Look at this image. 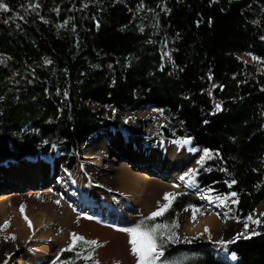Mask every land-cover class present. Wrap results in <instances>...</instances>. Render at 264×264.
I'll return each mask as SVG.
<instances>
[{
  "label": "trees",
  "instance_id": "1",
  "mask_svg": "<svg viewBox=\"0 0 264 264\" xmlns=\"http://www.w3.org/2000/svg\"><path fill=\"white\" fill-rule=\"evenodd\" d=\"M0 3L8 6L0 9V164L55 151L65 156L62 168L69 171L83 144L102 129L141 136L144 146L190 136V147L201 155L204 148L218 152L195 167L197 187L210 186L213 197L236 192L230 214L253 217L264 201V0ZM106 107L117 116H104ZM146 107L162 119L155 133L139 119L121 127L118 116ZM177 193L183 194L153 221L175 218L178 225L179 240L165 245L163 259L264 264V224L252 222L248 233L258 234L222 245L218 255L210 232L180 235L185 206L201 209L205 200L196 192ZM112 219L121 228L138 221L130 223L123 213ZM89 247L77 241L72 250L61 248L52 264H74Z\"/></svg>",
  "mask_w": 264,
  "mask_h": 264
},
{
  "label": "rangeland",
  "instance_id": "2",
  "mask_svg": "<svg viewBox=\"0 0 264 264\" xmlns=\"http://www.w3.org/2000/svg\"><path fill=\"white\" fill-rule=\"evenodd\" d=\"M104 116L113 118L115 113L106 107ZM139 119L144 125L146 132L155 133L157 126L162 125L159 114L149 107L143 108L135 115L124 112L118 116L121 127L134 123ZM102 131H108L120 136L116 146L101 143L85 150L89 141ZM161 142H172L182 146L187 151L192 149L189 142L183 139L161 140L153 146H144L141 136L125 135L121 131L102 129L83 144L76 154L74 167L64 171L62 165L65 156L52 151L48 157L37 154L34 159L24 158L15 161H6L0 164V170L9 172V165L15 169L24 166L25 161L35 165L37 161L42 166V176L39 179H27L25 174L11 179L6 174L0 176V193L9 195L0 200V224L9 221L6 228L0 229V264H52L56 252L65 248L70 243V233L83 235L86 239H96L99 245L93 249L90 259L99 261V264H136V257L130 251L128 234L121 231V227L113 224V213H123L129 218L130 223H135L139 218L146 217L154 211L158 205L164 204L165 192L198 191V187H189L186 180L179 177L189 168H195L197 160L201 156L200 149L192 152L194 156L190 164L177 167L179 183H169L161 179L158 170H150V183L142 190H129L126 175L132 174L131 167L121 164L129 157H141L152 159L154 147ZM85 156H83L84 154ZM18 166V167H17ZM1 170V171H3ZM47 170L49 173L47 174ZM133 175V174H132ZM60 177V179H57ZM160 177V178H159ZM123 178V179H122ZM11 179V180H10ZM53 181L58 184L52 188ZM182 181V186H181ZM181 186V187H179ZM136 191V192H135ZM131 192V193H130ZM2 195V194H1ZM202 198L201 195H198ZM213 197L210 192L203 194L205 205L196 209L193 218V209L187 208L180 217V235L190 236L197 233H206L205 226L195 233H188L186 227L192 221L202 217H213L219 222V227L208 228L213 240H232V237L244 229V219H235L230 212H235V204L230 198L227 209L218 199L209 200ZM24 205V215L31 222V227L21 214L20 205ZM125 203H129L138 210L137 215L127 213ZM87 210V211H86ZM264 212V201L255 209L253 219ZM83 213V215H82ZM116 225L117 227H113ZM252 225V221H248ZM9 233L15 235V239L9 237ZM216 254L223 253L222 245H214ZM6 253L8 255H6ZM38 253L40 257L32 262L33 255ZM85 259L81 258L74 264H81Z\"/></svg>",
  "mask_w": 264,
  "mask_h": 264
},
{
  "label": "snow or ice",
  "instance_id": "3",
  "mask_svg": "<svg viewBox=\"0 0 264 264\" xmlns=\"http://www.w3.org/2000/svg\"><path fill=\"white\" fill-rule=\"evenodd\" d=\"M7 5L4 3H0V9H7ZM261 39H264V37H261ZM167 55V53H165ZM248 55L252 56L254 60H260V57L254 56L252 53H248ZM45 63H49V61H45ZM211 78V77H209ZM213 87H216V85H213ZM220 87H223L221 85ZM211 94V93H209ZM220 109V104L217 103L215 106V110ZM192 140V137H184L183 142L187 143ZM190 151H197V149L192 148ZM203 154L200 156L199 160H197V164H201L205 159H208L214 155H218V152H213L211 149L204 148L202 150ZM205 171H211L210 168H206ZM226 171V170H224ZM196 173L195 168H189L186 172H184L179 179L180 180H186V184L189 187H196L197 182L194 179V174ZM57 179H60V177H57ZM226 184L231 186L232 184H235V180H228L225 181ZM212 191L211 187L209 186L206 189H198L197 195H201L203 198V194L206 192ZM183 193H177V192H165L163 194V199L165 200L164 204H160L159 201H157L158 207L150 212L148 216L142 217L140 220H138L135 224H132L128 227H123L120 230L124 231L128 234V243L130 245V251L131 253L136 257V264H172L171 261L163 259L164 253H165V245H167L169 242L172 244H175L178 242L179 238L177 234L174 231V228L177 227V222L175 218H172L169 220H163L162 222H153L155 217L163 216L165 212L168 211V209L172 206L171 201L175 198L179 197ZM238 194L236 192L229 191L228 193L223 194L222 196H216V197H208L209 200H215L218 199L221 204H225V201L228 197H236ZM233 204L237 203V200L231 201ZM186 208H192L193 211V218L196 215V208L195 205H186ZM20 211L21 214L24 215V205L23 203L20 205ZM83 215V213H82ZM260 217H264V212L260 213ZM235 219L239 220L240 217H234ZM25 221L29 224V227H31V222L28 220V217L24 215ZM245 223H244V229L237 233L232 237V240H217L215 243L217 245H227L229 243L234 242L236 239H238L240 236H245L247 238V235H255L258 234L255 229L251 231V233H248V221H252L256 225L264 224V219L256 218L253 219L252 215L249 214L248 216L244 217ZM9 225V221L5 220L2 224H0V229L6 228ZM113 227H117L116 225H113ZM205 232L208 233L209 230L207 226H205ZM199 233H197V237H199ZM11 237L12 239H15V235L12 233H9L7 236H5V239H8ZM71 242L66 245L65 248L61 249V251L65 250H72L73 247L76 245L77 241L83 242L85 247H89V251L84 254V259L88 260L90 257L93 256V249L99 245V241L96 239H86L83 235L77 234V233H70ZM189 238L185 237L184 240L187 241ZM209 239H211V236L209 234ZM81 253H78L80 255ZM6 255H8L6 253ZM232 257H236V253H232ZM71 260V257H69V261ZM53 264H56V261H53ZM64 264H68V262H64ZM92 264H99V261L93 260ZM113 264H119L118 261H114Z\"/></svg>",
  "mask_w": 264,
  "mask_h": 264
},
{
  "label": "bare ground",
  "instance_id": "4",
  "mask_svg": "<svg viewBox=\"0 0 264 264\" xmlns=\"http://www.w3.org/2000/svg\"><path fill=\"white\" fill-rule=\"evenodd\" d=\"M119 140H121L120 136L112 134L108 131H102L97 134L91 141H89L87 147H85V150L100 145L101 143H105L107 145L115 147ZM191 155H193L192 152L187 151L182 146L174 145V143L172 142H161L154 147L151 156L152 159L144 160L141 157L127 158L126 161L121 164L127 165V167L129 166L132 169L133 175H126L127 179H125L128 181L126 182V184L128 185L129 190H131L132 192L134 191L133 189H144L150 183V178H152L151 175L148 174L150 170H158L157 172L161 174V179L169 183H179L178 174L176 173L177 167H180L183 164H190L194 157ZM83 156H85V154ZM11 165H9V172L1 169L3 171L0 170V176H5L7 174L9 178L12 179L14 177L13 179H16L17 176L21 174L23 175L24 173L27 179H32L35 181L42 176V166L39 161H37L35 165H31L30 163L25 161L24 166L17 169L11 167ZM48 173L49 170H47V174ZM57 186L58 184L53 181L52 188H55ZM8 195L9 194L6 192L0 193V200H4ZM203 226H207L209 228H217L220 225L215 218L206 216L192 221L187 225L186 230L188 231V233H195L200 231ZM33 256L34 258L31 259L32 262H36L39 259L38 257H40L38 253Z\"/></svg>",
  "mask_w": 264,
  "mask_h": 264
}]
</instances>
